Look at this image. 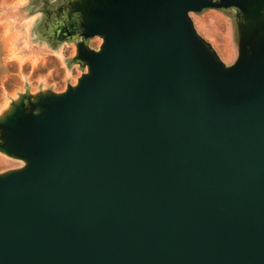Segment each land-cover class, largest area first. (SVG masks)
Wrapping results in <instances>:
<instances>
[{
    "label": "water",
    "instance_id": "95a60500",
    "mask_svg": "<svg viewBox=\"0 0 264 264\" xmlns=\"http://www.w3.org/2000/svg\"><path fill=\"white\" fill-rule=\"evenodd\" d=\"M73 7V6H72ZM77 84L0 119V264H264V0H79ZM235 11L225 66L190 14Z\"/></svg>",
    "mask_w": 264,
    "mask_h": 264
},
{
    "label": "rangeland",
    "instance_id": "374dc122",
    "mask_svg": "<svg viewBox=\"0 0 264 264\" xmlns=\"http://www.w3.org/2000/svg\"><path fill=\"white\" fill-rule=\"evenodd\" d=\"M79 0H0V119L23 95L32 100L60 94L77 84L86 68L74 62L77 42L55 44L45 36L46 13ZM73 6V7H72ZM197 34L211 45L227 67L238 56L235 12L206 10L190 14ZM102 40L89 47L98 50ZM25 163L0 152V175L22 169Z\"/></svg>",
    "mask_w": 264,
    "mask_h": 264
},
{
    "label": "flooded vegetation",
    "instance_id": "af4514ba",
    "mask_svg": "<svg viewBox=\"0 0 264 264\" xmlns=\"http://www.w3.org/2000/svg\"><path fill=\"white\" fill-rule=\"evenodd\" d=\"M230 11L235 12L234 10L228 12ZM45 15L44 33L50 42L55 44L77 42V46H80L81 49H92L89 47V42L95 38L85 40L83 23L78 16L72 14L70 7L65 6L52 14L46 13Z\"/></svg>",
    "mask_w": 264,
    "mask_h": 264
}]
</instances>
